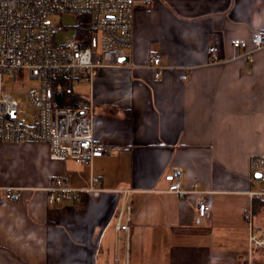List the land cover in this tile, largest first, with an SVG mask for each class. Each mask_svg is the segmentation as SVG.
I'll return each instance as SVG.
<instances>
[{
  "label": "crops",
  "instance_id": "1",
  "mask_svg": "<svg viewBox=\"0 0 264 264\" xmlns=\"http://www.w3.org/2000/svg\"><path fill=\"white\" fill-rule=\"evenodd\" d=\"M257 29L264 0H135L132 67L72 82L92 100L93 137L110 150L89 165L57 159L45 143L0 142V184L21 196L0 203V264H249L245 233L263 227L251 206L264 185L250 164L264 155V47L249 61L235 57L231 40ZM152 57L163 66L158 79ZM171 166L184 185L207 191L209 218L197 215L199 194L165 192ZM62 175L73 188L94 175L100 190L48 203L46 189ZM122 205L127 238L115 230ZM251 264H264L262 250Z\"/></svg>",
  "mask_w": 264,
  "mask_h": 264
},
{
  "label": "built area",
  "instance_id": "2",
  "mask_svg": "<svg viewBox=\"0 0 264 264\" xmlns=\"http://www.w3.org/2000/svg\"><path fill=\"white\" fill-rule=\"evenodd\" d=\"M134 6L135 0H0V142L45 143L53 157L89 165L110 150L93 137L92 100L78 107H60L51 98L52 81L61 76L92 85L102 67H132ZM54 14L86 16L89 35L77 40L76 31L71 28V34L59 40L58 26L50 20ZM85 40L88 45L82 46ZM231 46L235 57L252 60V54L264 47V29L255 30L249 39H232ZM211 56L216 58L214 54ZM125 57L129 60L124 61ZM147 65L154 70V77L160 78L163 73L160 59L152 57ZM25 74L37 85L20 95L12 94L6 82ZM254 172H260V180L264 182V155L251 157V176ZM164 180L168 184L167 193L178 197L199 194L195 201L197 215L209 218L211 208L204 196L207 191L199 189L196 182L184 185L181 167L171 166ZM97 183V177L91 175L87 188H73L68 185L67 176H59L46 189L47 201L55 204L80 201L82 194L100 190ZM122 192L123 196L130 193ZM258 194L264 195V190ZM20 197L19 188L0 184V203H14ZM248 220L251 223L250 211ZM115 230L128 237V206L120 207ZM245 236L251 264L252 251L264 252V227L253 229L249 225ZM113 264H118L116 257Z\"/></svg>",
  "mask_w": 264,
  "mask_h": 264
},
{
  "label": "trees",
  "instance_id": "3",
  "mask_svg": "<svg viewBox=\"0 0 264 264\" xmlns=\"http://www.w3.org/2000/svg\"><path fill=\"white\" fill-rule=\"evenodd\" d=\"M85 18L86 16H84V19ZM87 23L88 22L86 19V25ZM84 29L85 32L83 31ZM84 29H82L81 24L77 25V30H76L77 40L81 39L79 38V34H78L79 32H81V34L85 35L86 37L87 35H89L87 28L85 27ZM86 45H88L87 40H85L82 43V46H86ZM51 98L53 99V101H56L60 107L63 108L78 107L82 102L85 101L84 96L75 93L73 91L72 80L70 78L61 77V76L55 77V79H53L52 81ZM263 205H264V196L261 198H258L257 196L253 197L252 206H251L252 212L254 214H257L258 211L263 207Z\"/></svg>",
  "mask_w": 264,
  "mask_h": 264
},
{
  "label": "rangeland",
  "instance_id": "4",
  "mask_svg": "<svg viewBox=\"0 0 264 264\" xmlns=\"http://www.w3.org/2000/svg\"><path fill=\"white\" fill-rule=\"evenodd\" d=\"M50 20L56 23L60 32L63 31L66 32L67 30H71V28H73L76 31L77 25L80 24L82 29H84L85 27L88 29V25H86V18L84 19V16H64V15L54 14L50 17ZM83 31L85 32V29ZM60 34L64 35L63 33ZM78 34H79V38L83 37V34H81V32H79ZM32 85H37V81L30 80L27 74H25L23 77H16L14 81L6 82L7 89L14 95L22 94L26 89H28ZM32 111L33 110H31L30 112ZM258 181L259 183L264 185V183L261 182L260 179ZM255 221L259 224V226L264 227V205L256 214Z\"/></svg>",
  "mask_w": 264,
  "mask_h": 264
},
{
  "label": "water",
  "instance_id": "5",
  "mask_svg": "<svg viewBox=\"0 0 264 264\" xmlns=\"http://www.w3.org/2000/svg\"><path fill=\"white\" fill-rule=\"evenodd\" d=\"M129 59L128 58H124V61H128ZM260 176H261V173L260 172H254V174H253V177L255 178V179H260Z\"/></svg>",
  "mask_w": 264,
  "mask_h": 264
}]
</instances>
